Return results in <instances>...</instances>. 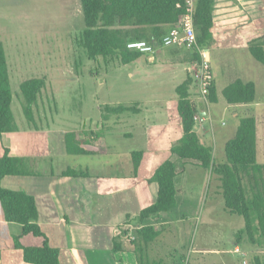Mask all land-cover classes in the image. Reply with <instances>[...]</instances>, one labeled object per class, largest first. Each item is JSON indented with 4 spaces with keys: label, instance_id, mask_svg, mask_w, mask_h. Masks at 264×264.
<instances>
[{
    "label": "rangeland",
    "instance_id": "374dc122",
    "mask_svg": "<svg viewBox=\"0 0 264 264\" xmlns=\"http://www.w3.org/2000/svg\"><path fill=\"white\" fill-rule=\"evenodd\" d=\"M218 1L222 6L218 9L215 6V37L207 48L216 82L217 102L207 104L206 116L201 124L198 123L200 131L197 133L205 145L214 149L216 162L224 164L225 146L235 137L241 120L255 118L257 161L264 165V64L257 62L249 52L252 44L264 42V0H259V8L256 0H246L249 2L245 4L246 9L239 4L240 8L236 10L233 0H216V3ZM51 14L46 12V27L37 31L29 28L24 33H17L16 28L11 33L14 40L2 42L13 96L11 108L18 130L23 134L28 123L23 114L21 84L44 78L46 87L35 107L36 128L48 131L49 127L48 132L59 133V136L83 130L105 135L109 155L71 156L62 151L60 144L56 145L58 152L55 155L46 156L44 152L42 159L29 161L26 166L40 173L46 168H53L55 173L67 168L89 170L90 179L71 180L64 187L65 195L70 198L64 202L65 212H88L98 187L117 183L123 172L128 171L127 167L114 168L111 164L118 157L128 159L131 153L144 151L154 165L171 157L170 147L177 143L181 132L176 91L187 79L191 55L185 49L165 48L161 55L144 54L130 65L116 64L107 71L101 60H88L77 45L80 33L85 29L82 11L81 18L79 12L73 13L71 23L66 17L59 21ZM0 23L4 24L3 21ZM238 80L256 85L254 103H227L223 90ZM192 86V99L200 100L197 85ZM155 102H165L172 112L175 106L174 116L167 118L162 114L153 119L155 112L161 111ZM136 104L141 109L138 115L127 113L122 119L112 117L109 122L102 119L105 106L132 107ZM6 141L9 143L10 139ZM58 141L52 142L60 143ZM31 145L35 147L37 143ZM187 173L189 186L177 203L183 206L180 210L184 219L181 220L182 216L176 218L180 211L173 215L172 225L165 228L162 235L163 245L155 246L151 259H162L166 264H256L259 259L264 264V246L252 244L246 236L238 244L237 233L244 229L245 222L225 211L217 178L198 167L188 166ZM93 227H96L95 223Z\"/></svg>",
    "mask_w": 264,
    "mask_h": 264
},
{
    "label": "trees",
    "instance_id": "16d2710c",
    "mask_svg": "<svg viewBox=\"0 0 264 264\" xmlns=\"http://www.w3.org/2000/svg\"><path fill=\"white\" fill-rule=\"evenodd\" d=\"M85 29L80 33L77 45L84 51L88 60L102 61L108 71L112 66L130 65L144 54L127 48L131 41H146L157 45L171 29L180 24L187 14L185 0H81ZM216 0H196L194 13L198 42L207 49L214 41ZM253 58L264 64V42L249 47ZM190 62L199 56L189 52ZM194 81L191 77L177 88L178 114L183 127V136L171 148V153L181 161L197 162L200 167L211 172L220 183L219 189L224 200V209L231 216L244 219L245 227L237 233V242L246 236L252 244L264 246V165L257 161V124L255 118L241 120L235 137L225 146L226 163L218 164L214 158V149L205 145L196 132L195 117L201 112L200 100H193L190 89ZM46 80L31 79L21 84L24 98L23 114L30 127H35V107ZM216 82L212 83L209 104H215ZM223 97L230 105L252 104L257 98L256 85L253 82L238 80L223 90ZM12 90L8 71L7 57L0 42V139L3 135L18 131L12 112ZM204 104V103H203ZM206 112V104L202 106ZM135 106H105L103 119L119 117L127 113L135 114ZM85 135L88 140H81ZM91 135V136H89ZM95 136V137H94ZM94 137L93 140H91ZM66 151L71 156H94L107 152L105 135L101 133L70 132L65 135ZM88 146L96 147L90 150ZM142 152L133 154V169L136 175ZM25 160L11 157L4 150L0 159V205L7 223L21 226L23 235H32L43 239L41 247H24L19 238L14 239V247L23 251L27 264H60V252L49 246L48 239L39 225V211L36 199L24 192L6 190L1 182L6 177L27 175ZM64 178L87 177L83 170L67 169L61 175ZM176 165L165 161L155 172L150 182L156 183L158 193L156 201L141 211L139 228L130 236L124 230L122 237L133 247L138 264H166L162 259L150 261L148 247L155 243L161 232L155 227H143V222L161 213H171L177 207L178 189L175 186ZM257 236V237H256ZM258 238V240H256ZM120 244L114 242V252L120 251ZM1 264V251H0ZM256 264H261L256 259Z\"/></svg>",
    "mask_w": 264,
    "mask_h": 264
},
{
    "label": "crops",
    "instance_id": "0c3cea01",
    "mask_svg": "<svg viewBox=\"0 0 264 264\" xmlns=\"http://www.w3.org/2000/svg\"><path fill=\"white\" fill-rule=\"evenodd\" d=\"M259 2V0H256V7L260 6ZM218 3L220 2L218 1L216 3V9L222 6ZM247 3L249 2L246 0L232 1L235 10L240 8L239 4H242L244 9H246L245 4L247 5ZM81 11V0H0V21L4 22L2 25L0 23V42L2 43L7 40H14V38H11V33L15 32L16 28H18L17 33H24L27 32L29 28L37 31L38 28L46 27V12H51V16L54 19L59 18V21L61 18L66 17V20L71 23L73 13L79 12L81 18ZM216 13L218 15V11H216ZM215 17H217L216 14ZM64 23H66V21H64ZM215 26L216 22H214V28ZM12 27L13 29L10 30ZM20 28H23V30H20ZM169 30L170 29L168 28L166 29V31ZM161 53L162 51L158 52L157 55H161ZM153 61L154 59H151V62ZM191 64L192 63L190 62V67ZM189 69L187 70V78H192ZM155 103L157 104V107L160 106L161 111L155 112V117H153V119H156L162 114L167 118H172L174 116L173 114H175V106L173 110L174 112H172L166 108L165 102ZM135 107L137 111L135 114H133L134 116L141 113V109L138 108L139 104H136ZM199 115L203 118L206 116V112L201 111ZM122 116H119L118 120L122 119ZM110 119H112V117ZM110 119L107 121L103 119V121L109 122ZM149 122H152L151 119H149ZM198 123L201 124L202 122H196V132L200 131V126H198ZM180 129L181 132H179V137H177L179 138L177 143L183 136L182 123ZM46 130L49 131V127ZM48 131L39 130L36 127L30 128L28 125L27 131H24L23 134H21L20 130H18L14 133L3 135L0 139V159L4 155V150L8 149L11 157L24 159L27 166L29 161H37L38 158L42 159V156H45L44 152H46V156L55 155L58 152L56 145L58 146L60 144L63 149L62 151L68 154L66 151L65 135L70 132L62 133V136H59V133L56 134L55 132ZM73 132L83 133L87 131L83 130ZM91 132L87 133L90 134ZM128 136H130V134H128ZM94 137H91V140H93ZM9 139L10 141L7 143L6 140ZM80 139L88 140L85 135L81 136ZM53 140H60L58 141L60 143L52 142ZM32 142H36L37 146L33 147L31 145ZM173 146L170 147V153ZM88 148L90 150L96 151V147L88 146ZM14 152L17 153L14 154ZM136 152L143 153V158L141 160L137 174H134L133 169V154L135 152L131 153L128 159L118 157V159H116L111 164L114 165V168H119L122 166V169L127 167L128 171L126 170L123 172L122 177L117 180V183H112L111 185L107 183L104 185V187L103 185L98 187L96 194L93 196L94 203L91 202V205L89 206L90 211L88 212L85 210V212L78 211L70 214L65 212L66 210L64 207L65 200L70 199L67 195H65L64 187L71 180L75 181L78 179H90L91 175L87 169L84 171L87 173V177L64 178L61 175L69 168H67L65 171L57 173H55L53 168H46L44 173H40V171H31L28 167H26L27 175L21 177H6L2 180L1 185L6 190L24 192L36 199V204L39 211V225L48 239L49 246L59 250L60 264H138L137 257L133 253V247L122 237L123 231L129 230L130 236H132L139 228V216L141 211L155 203L158 193V186L156 183L150 182V179L154 175V172L165 161L160 165H154L152 158L147 156L146 152ZM106 155H109L108 145L106 154L94 156ZM168 160L174 162L176 165L177 176L175 178V186L179 188L178 190H180V193H178L176 197L178 203V199L182 197L184 190L189 186L187 167H201L197 162L181 161L172 153L171 157L166 159V161ZM147 169L150 171L147 172ZM80 170H82V168ZM5 183L7 185H5ZM182 207V205L178 204L176 209H174L171 213H161L143 222V227H155L161 232V235L157 241L148 247L147 253L148 259L150 261H153L151 259V253L153 252L155 246L159 244L163 245L162 235L165 228H167L169 225H172V219H174L173 215L180 211L176 218L180 219L182 216L181 220L184 219V213L180 210ZM99 208H101V210H98ZM94 223L96 227H93ZM15 238H19L21 245L24 247L39 248L43 245V239L36 238L32 235L25 236L22 233L21 226L7 223L4 218L2 206L0 205L1 264H27L24 261L23 251L14 247ZM116 241L120 244L121 248H119L120 251L118 252L113 251L114 242Z\"/></svg>",
    "mask_w": 264,
    "mask_h": 264
},
{
    "label": "built area",
    "instance_id": "2783aa9c",
    "mask_svg": "<svg viewBox=\"0 0 264 264\" xmlns=\"http://www.w3.org/2000/svg\"><path fill=\"white\" fill-rule=\"evenodd\" d=\"M187 14L180 24L172 27L157 45L146 41H131L127 43V48L142 54L156 55L165 48L185 49L192 54L199 56L197 61L192 62L189 72L198 88L200 102L209 104L210 88L214 77L210 67V52L200 46L195 27L194 13L196 0H185ZM207 112V111H206ZM195 121L203 122V118L198 114Z\"/></svg>",
    "mask_w": 264,
    "mask_h": 264
},
{
    "label": "water",
    "instance_id": "95a60500",
    "mask_svg": "<svg viewBox=\"0 0 264 264\" xmlns=\"http://www.w3.org/2000/svg\"><path fill=\"white\" fill-rule=\"evenodd\" d=\"M204 104L202 103V102H200V104H199V106H200V108H201V111H203L204 110V108L202 107ZM205 114V113H204ZM203 114V115H204ZM178 193H180V190H178Z\"/></svg>",
    "mask_w": 264,
    "mask_h": 264
}]
</instances>
